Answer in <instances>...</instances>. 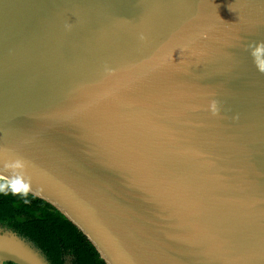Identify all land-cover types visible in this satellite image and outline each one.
<instances>
[{
	"label": "water",
	"instance_id": "obj_1",
	"mask_svg": "<svg viewBox=\"0 0 264 264\" xmlns=\"http://www.w3.org/2000/svg\"><path fill=\"white\" fill-rule=\"evenodd\" d=\"M255 40L264 0H0V180L105 264H264ZM5 262L49 264L0 226Z\"/></svg>",
	"mask_w": 264,
	"mask_h": 264
},
{
	"label": "trees",
	"instance_id": "obj_2",
	"mask_svg": "<svg viewBox=\"0 0 264 264\" xmlns=\"http://www.w3.org/2000/svg\"><path fill=\"white\" fill-rule=\"evenodd\" d=\"M0 226L30 242L49 264H105L58 211L28 193L0 192Z\"/></svg>",
	"mask_w": 264,
	"mask_h": 264
},
{
	"label": "clouds",
	"instance_id": "obj_3",
	"mask_svg": "<svg viewBox=\"0 0 264 264\" xmlns=\"http://www.w3.org/2000/svg\"><path fill=\"white\" fill-rule=\"evenodd\" d=\"M246 47L253 65L258 72L264 74V40L250 41ZM211 110L213 112L216 110L214 102L211 104ZM13 166L18 168L21 165L17 161ZM4 191H11L13 194H27L29 191V185L22 177L17 176L14 179H10L6 184H0V192Z\"/></svg>",
	"mask_w": 264,
	"mask_h": 264
}]
</instances>
